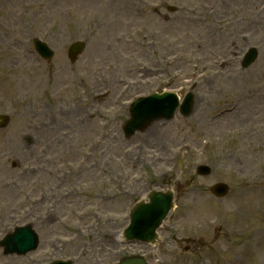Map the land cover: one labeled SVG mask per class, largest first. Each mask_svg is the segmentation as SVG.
<instances>
[{"label":"rangeland","instance_id":"374dc122","mask_svg":"<svg viewBox=\"0 0 264 264\" xmlns=\"http://www.w3.org/2000/svg\"><path fill=\"white\" fill-rule=\"evenodd\" d=\"M34 38L54 50L51 62L31 50ZM78 40L85 50L70 63ZM249 47L258 58L243 70ZM164 90L193 92L192 115L124 139L128 102ZM0 114L10 117L0 129V239L28 223L40 239L25 256L0 249V264H43L74 233L63 256L106 262V250L76 256L103 239L83 226L122 230L130 202L166 182L176 208L164 243L120 245V256L151 248L149 264H264V0H0ZM200 164L210 176H197ZM71 179L84 207L60 198ZM217 182L230 186L223 198L209 191Z\"/></svg>","mask_w":264,"mask_h":264},{"label":"water","instance_id":"95a60500","mask_svg":"<svg viewBox=\"0 0 264 264\" xmlns=\"http://www.w3.org/2000/svg\"><path fill=\"white\" fill-rule=\"evenodd\" d=\"M80 45L77 43L72 49L79 48ZM48 53H46L47 55ZM255 57V53L247 58V62L250 63ZM160 100V98H158ZM153 102L154 104L146 105V102L142 105L132 108L130 110L131 116L140 118L132 122L131 125L135 127H142L146 122H152L161 118L169 119L171 113L175 108V104H169ZM168 107V108H167ZM157 110V111H156ZM164 112L163 116L153 115L151 117H142V115L147 116L149 113L154 112ZM133 120V119H132ZM140 123H136L139 122ZM129 125V123H128ZM129 128V127H128ZM215 192L224 194L226 191V186L219 184L212 188ZM148 202L139 201L137 202L134 211L132 213L131 225L126 229L125 234L127 239L131 238L130 233L134 231L137 238L141 240L150 241L152 244L157 241L155 230L160 226L163 218L166 216L168 211L173 207L172 195L170 192H155L151 191L148 195ZM5 247V253H16L18 255L25 254L26 252L34 249L37 244L36 236L30 230V227L16 229L15 232L7 236L0 243ZM132 264H142L139 262H131Z\"/></svg>","mask_w":264,"mask_h":264},{"label":"bare ground","instance_id":"6f19581e","mask_svg":"<svg viewBox=\"0 0 264 264\" xmlns=\"http://www.w3.org/2000/svg\"><path fill=\"white\" fill-rule=\"evenodd\" d=\"M233 112V111H232ZM225 115H228V114H225Z\"/></svg>","mask_w":264,"mask_h":264}]
</instances>
